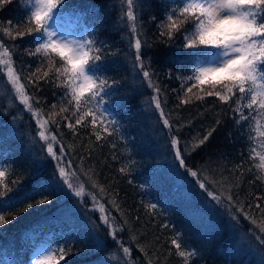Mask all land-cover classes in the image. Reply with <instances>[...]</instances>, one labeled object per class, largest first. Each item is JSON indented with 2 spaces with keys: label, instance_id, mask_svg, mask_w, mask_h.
I'll return each mask as SVG.
<instances>
[{
  "label": "trees",
  "instance_id": "obj_1",
  "mask_svg": "<svg viewBox=\"0 0 264 264\" xmlns=\"http://www.w3.org/2000/svg\"><path fill=\"white\" fill-rule=\"evenodd\" d=\"M142 3L140 20L148 42L153 45L142 50L143 59L150 64L153 80L161 88L160 99L162 103L166 101L164 111L173 124L172 133L178 136L181 149L197 133L203 136L208 129L215 127L204 146L191 155L185 154L188 167L201 172V179L206 173L217 180L227 177L229 183L239 184V188H233V193H238L246 210L248 204L253 209L256 203L264 205V182L255 178L256 169L252 167L259 160L249 159V122L237 127L228 104H222L215 96L197 100L195 95L201 94L197 89L189 94L190 103L180 104V98L188 97L184 96L177 76L189 74L185 56L191 50L182 47L181 34L170 43L160 42L166 37L159 36L157 25L165 19L169 0H142ZM119 8L118 0H66V13L60 17L66 22L64 26H68L79 39L90 29L96 30L97 40L106 41L109 45L106 51L114 53L106 56L102 62L105 70L98 74L119 81L113 95L105 98L103 108L119 122L123 139L113 136L96 142L90 125L78 128L77 135L73 136L59 115L56 119L60 122V129L50 125V130L63 146L70 147L64 162L71 163L72 170L79 175V181L73 178V182L85 185L83 198L75 197L66 186H62L56 162L47 156L46 146L36 135L35 121L29 113L20 110L23 106L18 102L9 105L12 94L5 77V83L0 84L4 89V94L0 95V170L8 169L6 183L12 189L0 199L23 200L26 193L43 186V193L37 192L31 201L17 205V209L42 197L51 201L26 212L14 210L6 215L11 222L0 226V264H20L19 254H27L38 244L49 248H71L72 253L59 264H121L123 253L100 222V213L92 211L91 194H95L116 218L117 227L123 228L117 238L131 248V259L135 264H148L149 259L152 264H183L171 245V239L177 233L182 244L197 253L191 264H262L264 248L254 237L246 235L252 225L238 213L240 224L231 221L228 209L210 201L196 180L178 164L174 165L169 130L159 122V113L151 105L152 89L146 83L142 84V75L133 68L135 50L129 47L130 33L115 26ZM24 15L20 0H12L0 7V21L5 22L0 28L7 26V21L15 23ZM0 38L5 44L20 45L14 60L18 68H23L22 80L27 92L39 99L36 107L43 109L45 118L59 112L63 88L43 80L38 89L29 83L28 72L36 69L38 58L29 57L24 49L35 46L31 44L33 36L13 41L0 31ZM44 69H47L46 63ZM63 102L66 104L67 100ZM53 104L57 105L56 109L51 107ZM260 119L264 124L263 118ZM217 120L220 121L218 126ZM181 124L184 127L177 133L176 128ZM255 125L256 121L252 120V128ZM251 134L255 136L254 131ZM254 146L261 151L258 140ZM59 147L55 145L57 152ZM240 164H243V176L238 171L235 174L230 171ZM126 165L130 175H122L119 171ZM250 167L251 172L248 171ZM85 173L103 186L105 193L93 188L92 180L87 179ZM17 178L21 182L12 184ZM208 186L212 189L211 183ZM0 191L4 189L0 188ZM257 197L261 199L257 200ZM111 199L119 204L123 218L109 203ZM151 203L157 205L155 212L145 207ZM13 214L15 219H12ZM165 224L169 226L164 227ZM133 235L137 237L135 242L131 240ZM63 239L65 242L56 244ZM97 239L103 242V248L94 247ZM138 245L145 247L147 257L139 251ZM113 255L117 259H112ZM56 256H59L58 252Z\"/></svg>",
  "mask_w": 264,
  "mask_h": 264
},
{
  "label": "snow or ice",
  "instance_id": "obj_2",
  "mask_svg": "<svg viewBox=\"0 0 264 264\" xmlns=\"http://www.w3.org/2000/svg\"><path fill=\"white\" fill-rule=\"evenodd\" d=\"M11 2L12 0H0V7ZM118 2L120 8L115 26L118 30L126 29L127 33H130L129 47L135 50L133 68L138 69V75H142V84L146 83L147 87L152 89L151 105L159 113V122L169 130L174 165L178 164L180 169L194 178L210 201L228 209L231 213L230 219L235 224H240L237 213L242 215L244 220L252 225L246 235L254 237L260 247L264 248V205L256 203L253 209V206L248 204L246 210L245 204L238 198V193H233V188H239V184L229 183L227 177L217 180L206 173L201 179V172L188 167L185 154L191 155L204 146L215 131V127L208 129L203 136L197 133L190 142L186 141L185 147L181 149L178 136L172 133L173 124L164 111L163 103L166 101L162 103L160 99L161 88L153 80L154 73L150 70V64H146L143 59L142 50L153 45L148 42L140 20L142 0H118ZM20 4L21 10L25 13L24 17L15 23L7 21V26L0 28V31L3 32L4 37L13 41L18 38L23 39L25 36H33L31 44L35 46L30 45L24 49V53L29 57L38 58L36 69L28 72L29 83L38 89L39 82L43 80L45 83H53L56 87L63 88L65 91L59 112H53L45 118L43 109L36 107L39 99L27 92V86L22 80L23 68H18L14 60L20 45L5 44L2 38H0V84L5 83L3 78L6 76V85L10 86L12 94L9 97V105L18 102V105L23 106L20 110L29 113L31 119L35 120L38 129L36 135L46 146L44 150L47 156L56 162V172L62 186H66L75 197L83 198L86 195L85 185L73 182V178L79 181V175L72 170L71 163L64 162L70 147L66 149L63 146L58 136L50 130V125L54 124L57 130L60 129V122L56 119L59 115L65 122L64 127L68 128L73 136L77 135L78 128L90 125L91 135L95 136L96 142H102L107 137L113 136L123 139L119 122L110 114H106L107 110L103 108L105 98L113 95L119 81L98 74L105 70L102 62L106 56L114 53L110 50L106 51L109 48L106 41L97 40L95 29H90L80 39H67L58 33L53 25L66 13V0H20ZM169 5L165 11V19L157 25L160 30L159 36L166 37V40L160 42L170 43L176 39L177 34H181L182 47L191 50L185 56V62L189 64V74L177 76V79L181 80L184 96L188 97L180 98V104L190 103L189 94H193V89H197L201 93L195 95L197 100H203L205 96H215L222 104H228L237 127L248 121L249 159L259 160V163H254L252 167L256 169L255 178L264 182V124L260 119L264 118V0H169ZM151 19L155 20V17ZM4 23L0 21V25ZM45 63L47 69H44ZM3 94L4 89L0 88V95ZM64 100H67L66 104ZM51 107L56 109L57 105L53 104ZM252 120L256 121L254 128L251 126ZM216 124L218 126L220 121L217 120ZM183 127L184 125L181 124L176 128V132L178 133ZM253 131L255 136L251 134ZM257 140L261 151H257L254 146ZM55 145H60L59 152L55 150ZM111 146L114 148L116 145L113 143ZM119 171L122 175L131 174L127 165L121 167ZM230 171L233 174L238 171L243 176V164L236 165L235 169ZM248 171L251 172L252 168L250 167ZM8 174L7 168L0 170V188L4 189L0 191V197L12 190L6 183ZM85 175L87 179L92 180L93 188L105 193V188L93 180L92 176L87 173ZM20 182L17 178L12 184L17 185ZM209 183L212 184V189L209 188ZM43 191H45L44 187L38 186L30 193H26L23 200L0 199V226L11 222L6 215L13 213L14 210L22 213L38 205L50 203L47 197H42L35 203L27 202L26 206L17 209V205L31 201L32 196ZM91 199L92 211L100 213V222L108 229V235L116 241L119 250L123 253L121 264H135L131 259V248L117 238V233L122 232L123 228L117 227L116 218L104 204L100 203L95 194H91ZM260 199L257 197V200ZM109 203L121 213L123 218L122 210L116 200L111 199ZM145 207L150 212H155L157 205L151 203ZM15 218L16 215L13 214L12 219ZM168 226L164 225V227ZM131 240L135 242L137 237L133 235ZM171 245L183 264H191L192 258L197 255L195 251L188 250L182 244L179 233L171 239ZM94 247L103 248L104 244L97 239ZM138 247L147 257L145 247L141 245ZM70 253L72 249L69 247L49 248L37 256L32 264H59ZM261 255L264 256V253ZM111 258L115 260L117 256L113 255ZM148 264H152L151 259L148 260Z\"/></svg>",
  "mask_w": 264,
  "mask_h": 264
},
{
  "label": "rangeland",
  "instance_id": "obj_3",
  "mask_svg": "<svg viewBox=\"0 0 264 264\" xmlns=\"http://www.w3.org/2000/svg\"><path fill=\"white\" fill-rule=\"evenodd\" d=\"M55 28H56V30L58 31V33H60V35H62L64 38H67V39H78L77 38V36L74 34V33H71V32H63L62 30H60L57 26H55V25H53ZM5 77V79H7L6 78V76H4ZM35 121V120H34ZM92 207V206H91ZM92 209H93V207H92ZM44 251H46L44 248H38L35 252H34V254L32 255V259H31V261H30V263L29 264H32V261L37 257V256H39L42 252H44Z\"/></svg>",
  "mask_w": 264,
  "mask_h": 264
},
{
  "label": "bare ground",
  "instance_id": "obj_4",
  "mask_svg": "<svg viewBox=\"0 0 264 264\" xmlns=\"http://www.w3.org/2000/svg\"><path fill=\"white\" fill-rule=\"evenodd\" d=\"M31 250H29V251H31ZM18 258H19L20 264H25L26 263L27 254H24V255H20L19 254V257Z\"/></svg>",
  "mask_w": 264,
  "mask_h": 264
}]
</instances>
